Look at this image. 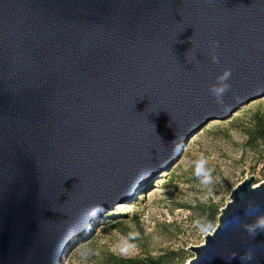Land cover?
Returning <instances> with one entry per match:
<instances>
[{"label":"water","instance_id":"obj_1","mask_svg":"<svg viewBox=\"0 0 264 264\" xmlns=\"http://www.w3.org/2000/svg\"><path fill=\"white\" fill-rule=\"evenodd\" d=\"M262 93L264 0H0V264H61L207 120ZM250 205L264 213L253 176L187 264H264Z\"/></svg>","mask_w":264,"mask_h":264},{"label":"rangeland","instance_id":"obj_2","mask_svg":"<svg viewBox=\"0 0 264 264\" xmlns=\"http://www.w3.org/2000/svg\"><path fill=\"white\" fill-rule=\"evenodd\" d=\"M264 119V93L222 119H210L188 139L177 159L155 174L131 198L93 218L62 258L61 264H113V258L187 264L191 246L201 245L217 224L218 211L231 190L246 177L264 180V141H249L248 131ZM260 119V118H259ZM208 158L211 179L202 182L194 161ZM120 203V204H118ZM88 230V231H87Z\"/></svg>","mask_w":264,"mask_h":264},{"label":"clouds","instance_id":"obj_3","mask_svg":"<svg viewBox=\"0 0 264 264\" xmlns=\"http://www.w3.org/2000/svg\"><path fill=\"white\" fill-rule=\"evenodd\" d=\"M211 47L215 49L218 47L217 41L211 42ZM211 60L213 63H219V57L216 55L215 51L211 54ZM232 77V69L231 68H224V70L218 74L215 78V83L211 84L209 87V93L215 100L218 105L224 104V97L229 93L231 90V80ZM208 158L201 154L195 161H194V172L198 179L202 182L211 179V170L208 169ZM255 213H260L259 206H249L248 209L245 210L246 216H251ZM234 221L236 223L239 222V217H235ZM233 221H229L232 223ZM247 232L255 236L258 232H264V213H260L256 215L255 220L245 226ZM234 258V257H233ZM252 259L251 253H246L244 256L241 257V261H250Z\"/></svg>","mask_w":264,"mask_h":264},{"label":"trees","instance_id":"obj_4","mask_svg":"<svg viewBox=\"0 0 264 264\" xmlns=\"http://www.w3.org/2000/svg\"><path fill=\"white\" fill-rule=\"evenodd\" d=\"M260 118V119H259ZM257 128L254 131H248L249 141L251 143H256L258 140L264 141V119L259 117ZM219 211L217 206L214 205L211 215L212 217L218 216ZM163 258L157 257L155 259H148V260H135V259H121V258H113V264H162Z\"/></svg>","mask_w":264,"mask_h":264},{"label":"bare ground","instance_id":"obj_5","mask_svg":"<svg viewBox=\"0 0 264 264\" xmlns=\"http://www.w3.org/2000/svg\"><path fill=\"white\" fill-rule=\"evenodd\" d=\"M146 182H147V181H146ZM146 182H145V183H146ZM145 183H144V184H145ZM136 190H137V189H136ZM101 215H102V214H101ZM86 229H87V228H86ZM87 231H88V230H87Z\"/></svg>","mask_w":264,"mask_h":264}]
</instances>
